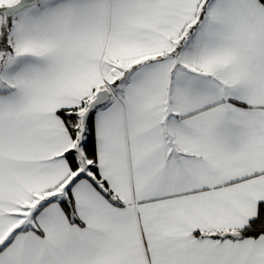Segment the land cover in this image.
Wrapping results in <instances>:
<instances>
[{"label":"snow or ice","instance_id":"snow-or-ice-1","mask_svg":"<svg viewBox=\"0 0 264 264\" xmlns=\"http://www.w3.org/2000/svg\"><path fill=\"white\" fill-rule=\"evenodd\" d=\"M0 264H264V0H0Z\"/></svg>","mask_w":264,"mask_h":264}]
</instances>
